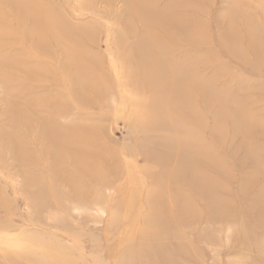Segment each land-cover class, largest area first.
I'll list each match as a JSON object with an SVG mask.
<instances>
[{
	"label": "rangeland",
	"instance_id": "374dc122",
	"mask_svg": "<svg viewBox=\"0 0 264 264\" xmlns=\"http://www.w3.org/2000/svg\"><path fill=\"white\" fill-rule=\"evenodd\" d=\"M44 1L55 11V22L77 39L72 50L89 54L97 66L95 72L107 86L95 90L85 87L90 106L83 108L72 99L67 78H59L57 91L38 85L32 95L42 100L37 110L50 125L55 123V133H65L68 126L78 132L90 128L91 140L73 147L89 155L95 151L99 159L114 156L111 159L119 169L115 177H107L110 187L98 189L96 181L88 183L75 177L72 164L80 154L70 157L61 148L45 145L51 152L44 156L37 122L25 128V135L23 127L13 125L6 114L18 90L12 78H0V264H264V0H144L154 4L155 10L168 4L171 14L182 23L166 29L150 27L161 33L162 42L169 34L171 44H152L144 36L151 55L138 61L161 58L177 66L178 93L196 116L195 123L187 125L195 126L199 135L191 143L200 144L201 157L191 159H200L198 172L212 181L211 193L222 201L219 207L223 214L211 221L205 212V206L208 211L212 209L207 189H203L206 186L201 184L199 192L194 177L193 185H189L185 181L189 173L171 181L173 163L166 168L162 163L159 168V161L152 156L160 154L174 161L182 153L167 134L163 136L166 140L153 139L154 134L149 133L153 127L149 118H144L153 111L155 98L167 93L168 81L144 86L148 72L140 73L134 65L131 69L136 83L117 78L122 58L119 43L135 45L143 34L142 23L128 17L122 0L108 4L101 0ZM230 9H234V16L227 26L229 18L225 15ZM127 20L133 35H123ZM186 32L194 44L183 38ZM229 32L235 42L227 50L220 37ZM149 35L153 39L151 32ZM250 37L260 41L258 54L251 49ZM51 50L48 56L55 60L52 68L59 70L61 54ZM128 58L131 64L135 61V55ZM48 59L35 53L20 57L26 61L23 65L35 71L29 74L38 77L41 64L51 61ZM189 68L197 70L200 85L187 78ZM213 73L221 75L211 78ZM204 84L213 94L241 97L243 108L255 121L250 132L233 133L228 120L215 125V108L205 110L200 104L202 94L195 91ZM102 90L107 93L105 98L100 97ZM165 101L169 104L168 117L181 129L183 122L172 105L180 99L169 94ZM7 140L23 154L22 162L16 161L11 148L2 146ZM191 147L187 145L186 151H193ZM57 152L63 160H56L58 173L65 180L60 186L49 177ZM207 164L217 165L218 170ZM159 172L164 179H159ZM107 179L98 177L99 182ZM59 195L61 201L56 198ZM178 198L182 202L186 199L193 209V214L184 213L186 223L182 224L172 222L177 217L174 207L180 202ZM80 200L88 201L87 205H80ZM140 249L144 251L141 256Z\"/></svg>",
	"mask_w": 264,
	"mask_h": 264
},
{
	"label": "bare ground",
	"instance_id": "6f19581e",
	"mask_svg": "<svg viewBox=\"0 0 264 264\" xmlns=\"http://www.w3.org/2000/svg\"><path fill=\"white\" fill-rule=\"evenodd\" d=\"M101 1L106 4L112 2V0ZM122 1L125 4L128 17L139 20L142 23L144 29L142 31L143 34L135 45L126 47L122 46V42L119 43V54L122 58L118 66L119 69L116 74L117 78H127V81L129 80L136 83L131 69V65H134V67L138 69V72L142 73V70L148 72V74H145V76L148 78H145V83H143L144 86H146V83L151 84L155 82L156 84L161 85L168 81L170 88H167V93L160 94L155 98L153 101V111L147 113L144 118H149L148 121L150 123L148 124L153 127V129H149V133L154 134L153 139H164V134H167L170 136V142H173L172 145H175L181 149L182 153L181 156L176 157L174 161H172L171 157L165 160V158L160 156V154L159 156L152 154V156L159 161V168H161L162 163L165 168L166 166H170L169 163H173L174 167L169 170V174L171 173L169 177L171 181L174 182V179L181 180L184 173H189L188 178H186L187 180H185L187 183H189V185L192 184V179L194 177V185L199 192H202V188L200 186L201 184H203L202 187L206 186L203 189H207V194L209 196L206 198H209L212 209L208 211V207L205 206V212H207L208 219L210 221L211 219L219 218V216L223 214L219 207L220 204H222V201L220 202V200L217 199L214 192L211 193L212 190L214 191L213 187L211 186L212 181L207 180L206 177L202 176L201 173L198 172V169H200L199 164H201L200 159L198 158L196 161L191 159L200 156V144L195 146L191 143L192 140H195L197 137H199V135L196 134L195 126H192L193 128H191L187 125L188 123L194 124L196 116L191 107L187 105V100H185V98L183 99L182 95L178 93L180 84L176 81L177 78H180V76L177 66L171 65V63L166 62V60L162 61L161 58L148 62L138 61V59L142 56L151 55L148 50L149 48L146 47L143 42L144 36L149 38V43L152 44L159 43L166 46H169V43L171 44L172 38L169 34H166L162 42L159 39L161 33L151 30L150 27L166 29L170 24L178 26L182 23H180V20L176 16L171 14L168 4H166L161 10H155L154 4L146 3L144 0ZM54 12L55 11H53L44 0H0V72L2 73L0 74V78H12V82L17 84L16 88L18 90L15 94V99L12 101L11 105L6 111V114L10 118L13 125H19L18 127H23L22 129L24 130L22 131L25 135L27 134L25 133V131L28 130L27 127H29V125L31 126L33 123L36 124L37 122L38 126L41 128L38 143L44 141V150L42 151L44 156L47 154V152H51L45 148V145H49L53 148H61L62 151H64L70 157H72V155L77 157V155L80 154L76 158L77 160L75 159L72 164V166H74L73 169L75 177H82L86 179L85 182L88 183L96 181L95 183L98 189L104 188L105 186L110 187L111 181L109 178L107 179V177H115L117 174V168L119 169V166L117 167V165H115V161L112 160L114 159V156L109 155L99 159L95 151L91 153L92 155H89L73 147L76 144H83L81 142L82 140H91L90 138L93 137V134H91L90 128H85L90 134L87 132H78V129H75L72 126H68V129L63 134L55 133V123L50 125L45 120V118L42 119V115L39 114V111L37 110V105L42 100L32 97L35 88H37L38 85H49L57 91L61 86L59 78H67L70 86L68 91L69 93H72V99L76 104L83 105V108H87L90 105L87 104L85 87L95 90L97 86L101 88L103 84L105 85L104 78L102 79V77L95 72L96 65L92 64L89 54L84 51L72 50V47L77 44V39L75 37H71L72 35H68V33L65 31L64 25H62L60 22L58 24L55 22V16L53 15ZM225 16L229 18L226 23L227 26H230L234 16V9H230ZM130 25V20H127L124 23L125 31L123 35H133V30ZM149 32L152 33L153 39L149 35ZM154 32L156 33L155 36ZM231 35L233 34L229 32L228 36L220 37L221 45L227 50H229L235 42ZM200 37L204 38L202 35ZM183 38H187L191 44L196 42L195 40L189 38V34L187 32L186 36ZM249 40L252 51L258 54V52L261 50L260 41L257 40L254 42L253 37H250ZM51 48H55L61 54V58L58 62L59 70L52 68V64L55 60L48 56L52 52ZM30 53H35L39 58L40 56H46V58H49L48 60H51L44 62L45 64H41L43 65L41 66V77H38L35 74H29V71L32 72L34 70L23 65L26 61H20V57H24ZM235 53H239V51ZM131 55H135V61L132 64L130 58H128ZM193 63L186 62L187 65L193 64L194 67L197 64V60H195ZM116 64H114V66ZM223 70L221 69L219 72H223ZM196 73L197 70L194 68L186 69V74L188 75L187 78H190L196 85H200V79L196 78ZM219 75L221 74L213 73L211 74V78H218ZM6 80L7 81L4 82H6V84L9 83V79ZM24 86L25 88H23ZM137 86H140L138 81ZM201 88L202 89L199 90L195 89V91L202 94L201 98L203 99L204 103L202 101L200 104L203 105L205 107L204 109L208 112H210V110H214L213 108H215L213 117L216 120V126L219 127L221 123L228 120L226 122H230V130H232L233 133H238V131L248 133L251 131L255 121L253 120L254 118L245 111L246 109L243 108L241 100H239L241 97L237 98V94H228V96H226L227 93L223 92L219 93L218 95L213 94L209 90L210 88H207L205 84ZM239 89H241L240 86ZM26 90L29 91L24 96H22ZM193 92L194 88L192 90V93ZM105 93L106 91L102 90L100 97L105 98V95L107 96V93ZM169 94L172 96V98L175 95L180 99L178 103H173L172 105L176 111L175 114L179 115V120L184 124H181V129L176 128L174 121L168 117L169 104L165 100L169 99ZM170 102L171 101L169 100V103ZM183 120H186V122ZM185 129L187 130L185 131ZM216 131L221 133L222 130L220 128H216ZM211 136L212 140H214L215 134ZM16 139L17 138H14L13 140ZM187 145L193 146L191 147L193 151H186ZM2 146L4 148H11L16 161L22 162L24 156L21 154L18 147L16 148L14 145H12V143H8V140ZM97 150L98 148H96V151ZM54 159L55 160L51 161L49 177L50 179L52 177L55 186H60L63 184V182H65V180L62 178V175H59L56 165L57 159L62 160L59 156V152L54 154ZM191 161L194 162V165H192ZM207 166L209 165L207 164ZM211 166L209 167L215 169V171L218 170L216 167L217 165L213 164ZM99 176L107 179L108 181L99 182ZM162 178L164 179L165 176H163V173L159 172V179ZM78 182L83 184L85 183L82 180H79ZM169 184L171 185V183ZM78 190L79 189H77L76 192H78ZM200 195L202 196V194ZM56 198H58L60 201L62 200L60 195L58 197L56 196ZM179 200L180 202H178V207H174V209H176L175 211L177 217H175L172 222L175 223L176 221L182 224L186 223L184 213L189 212L188 214H190L192 213L191 211H193V209L191 206H189L186 199H184L183 202L181 199ZM78 203L80 205H87L88 201L80 200ZM143 252L144 251L140 249V253L138 254L141 256Z\"/></svg>",
	"mask_w": 264,
	"mask_h": 264
}]
</instances>
